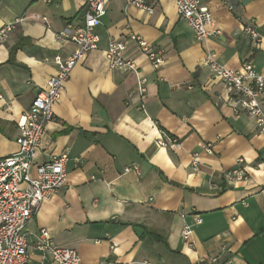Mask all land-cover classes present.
<instances>
[{
    "label": "crops",
    "instance_id": "1",
    "mask_svg": "<svg viewBox=\"0 0 264 264\" xmlns=\"http://www.w3.org/2000/svg\"><path fill=\"white\" fill-rule=\"evenodd\" d=\"M143 1L152 13L108 0L97 48L76 63L53 105L35 163L67 152V180L28 224V264H54L32 249L41 229L74 248L81 264H208L202 256L222 247L217 264H264V137L245 112L233 113L227 85L204 64L211 52L229 68L249 61L264 76V0H208L220 34L203 40L172 0ZM84 10L85 0H0V28L19 19L0 45V157L17 151V121L55 73L54 56L74 49L55 35L82 24ZM252 22L262 35L256 47L242 30ZM129 32L164 51L158 69L126 40ZM110 39L126 41L147 80L143 109L129 96L133 72L108 68ZM164 136L178 142L159 146ZM238 157L246 178L227 182L223 174ZM132 165L139 173L124 171ZM195 216L202 222L188 246L180 231Z\"/></svg>",
    "mask_w": 264,
    "mask_h": 264
},
{
    "label": "built area",
    "instance_id": "2",
    "mask_svg": "<svg viewBox=\"0 0 264 264\" xmlns=\"http://www.w3.org/2000/svg\"><path fill=\"white\" fill-rule=\"evenodd\" d=\"M43 1L53 3L61 0ZM172 1L178 16L188 23L197 40L220 34L214 28L208 0ZM107 2L108 0H85L82 24H68L55 35L58 40L72 42L74 49L66 57L54 56L55 73L48 78L44 87L37 90L28 110L17 121V151L0 157V264H28L31 256L28 249V224L41 202L50 198L67 180V152L52 155L40 163H35V155L46 124L55 118L53 105L61 98L71 70L87 52L97 48V27L106 13ZM129 5L144 9L148 13L153 12V8L145 5L143 0H129ZM18 21L16 19L0 28V45L9 37ZM242 30L256 47L262 38L257 26L252 22L243 25ZM126 40L132 42L147 57L154 69L163 64L164 51L161 48L133 32L127 34ZM126 47V41L110 39L105 58L109 69L133 72L136 83L129 96L136 98L138 107L143 109L147 80L140 75L135 63L126 55ZM204 64L214 77L227 85L233 113L238 115L240 111L245 112L253 121L257 132L264 137V76L249 61L243 60L239 67L229 68L219 63L211 52L205 53ZM177 142L178 139L172 136L157 139V144L163 147ZM202 148L206 153H212L211 144H204ZM242 163L243 158L238 157L235 166L224 172L227 182L246 178ZM191 167L193 171H199L198 152L191 154ZM124 171L139 173L136 165L125 167ZM259 193L264 195V189ZM201 222L202 218L195 216L193 222L183 224L180 236L188 246L193 243V226ZM32 249L47 256L54 264H81L80 255L74 248L55 244L44 229L35 235ZM224 250L225 247H222L216 253L205 254L202 260L208 264H217L221 261Z\"/></svg>",
    "mask_w": 264,
    "mask_h": 264
},
{
    "label": "water",
    "instance_id": "3",
    "mask_svg": "<svg viewBox=\"0 0 264 264\" xmlns=\"http://www.w3.org/2000/svg\"><path fill=\"white\" fill-rule=\"evenodd\" d=\"M134 231L137 233V234H140L142 232V230L138 227H135L134 228Z\"/></svg>",
    "mask_w": 264,
    "mask_h": 264
},
{
    "label": "trees",
    "instance_id": "4",
    "mask_svg": "<svg viewBox=\"0 0 264 264\" xmlns=\"http://www.w3.org/2000/svg\"><path fill=\"white\" fill-rule=\"evenodd\" d=\"M154 237H156V238H159V235H157V234H154Z\"/></svg>",
    "mask_w": 264,
    "mask_h": 264
}]
</instances>
